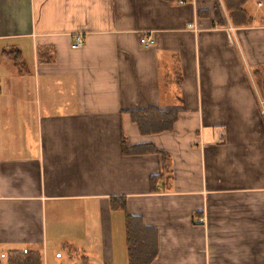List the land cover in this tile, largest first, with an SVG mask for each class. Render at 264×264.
Instances as JSON below:
<instances>
[{
	"label": "crops",
	"instance_id": "crops-1",
	"mask_svg": "<svg viewBox=\"0 0 264 264\" xmlns=\"http://www.w3.org/2000/svg\"><path fill=\"white\" fill-rule=\"evenodd\" d=\"M246 9L0 0V52L22 60L0 57L16 68L0 74L2 264H129L116 197L158 232L151 264H264V1ZM155 108L178 120L144 134L131 114Z\"/></svg>",
	"mask_w": 264,
	"mask_h": 264
},
{
	"label": "trees",
	"instance_id": "trees-1",
	"mask_svg": "<svg viewBox=\"0 0 264 264\" xmlns=\"http://www.w3.org/2000/svg\"><path fill=\"white\" fill-rule=\"evenodd\" d=\"M247 2L248 0H224L226 9L235 22H248ZM216 16L220 18L218 10H216ZM19 53V50L16 49L3 50L0 52V57H7L16 62H22ZM254 75L264 98V66L255 70ZM131 115L133 121L144 134L160 133L172 129L179 116L176 112H164L156 108L135 111ZM131 150L137 153L142 152L139 147H132ZM124 151L129 152L130 149L124 147ZM143 152L147 151L143 149ZM111 208L113 211L121 212L124 217L128 263L151 264L159 252L158 232L154 228L145 225L142 218L129 213L125 197L113 198L111 200ZM0 264H2L1 261ZM8 264H43V256L38 250H14L9 253Z\"/></svg>",
	"mask_w": 264,
	"mask_h": 264
},
{
	"label": "rangeland",
	"instance_id": "rangeland-1",
	"mask_svg": "<svg viewBox=\"0 0 264 264\" xmlns=\"http://www.w3.org/2000/svg\"><path fill=\"white\" fill-rule=\"evenodd\" d=\"M216 10H218V12H219V10L220 11H222V6H221V4L217 7V9ZM4 62H6V61H4ZM25 62L27 63V61H24L23 63H21L20 65H18L17 67H24V66H26L25 65ZM4 64H5V66H4ZM12 64V65H11ZM9 68H10V70H9ZM15 67H14V65H13V63H8V62H6V63H3L2 65H0V74L1 75H8L9 73H11L10 71L11 70H13ZM16 69V68H15ZM3 78V77H2ZM263 97V96H262ZM49 211L51 210V209H53V208H51L52 207V205H49ZM52 217H53V214L50 212V214H49V212H48V219L49 220H52ZM53 249L54 248H50V253H52L53 252Z\"/></svg>",
	"mask_w": 264,
	"mask_h": 264
},
{
	"label": "built area",
	"instance_id": "built-area-1",
	"mask_svg": "<svg viewBox=\"0 0 264 264\" xmlns=\"http://www.w3.org/2000/svg\"><path fill=\"white\" fill-rule=\"evenodd\" d=\"M188 27L197 30L196 25L194 23H189ZM140 42L146 46H149L154 43V40L151 37H141ZM82 45H83V38L81 36H77L74 47L77 48ZM261 106H262V114H264V101H261Z\"/></svg>",
	"mask_w": 264,
	"mask_h": 264
}]
</instances>
